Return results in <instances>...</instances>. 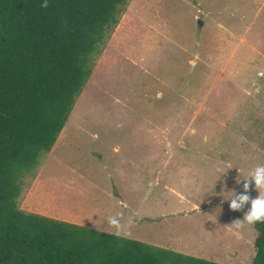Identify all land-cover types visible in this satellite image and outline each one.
I'll list each match as a JSON object with an SVG mask.
<instances>
[{"label": "rangeland", "instance_id": "374dc122", "mask_svg": "<svg viewBox=\"0 0 264 264\" xmlns=\"http://www.w3.org/2000/svg\"><path fill=\"white\" fill-rule=\"evenodd\" d=\"M40 160L24 210L252 264L257 232L234 227L248 205L222 189L264 163V0H127Z\"/></svg>", "mask_w": 264, "mask_h": 264}, {"label": "trees", "instance_id": "16d2710c", "mask_svg": "<svg viewBox=\"0 0 264 264\" xmlns=\"http://www.w3.org/2000/svg\"><path fill=\"white\" fill-rule=\"evenodd\" d=\"M0 0V264H225L24 210L127 0ZM252 264H264V222Z\"/></svg>", "mask_w": 264, "mask_h": 264}, {"label": "clouds", "instance_id": "9594fccd", "mask_svg": "<svg viewBox=\"0 0 264 264\" xmlns=\"http://www.w3.org/2000/svg\"><path fill=\"white\" fill-rule=\"evenodd\" d=\"M41 6L47 7V0H43ZM226 170L220 171L217 179ZM241 181H243L244 189V192L242 193H237L235 189H222V195L225 200L229 201V207L232 210H240L244 208L245 205H248L247 210L243 214V217L234 221V227L237 229L244 227V225H253L258 222H264V163L256 164L255 166L249 168L243 175L240 174L239 170L237 183H240ZM250 185H254V187L258 190V195L255 198H251L247 194ZM211 190L205 191L204 193L210 192ZM107 223L110 225H115L116 218L109 217L107 219Z\"/></svg>", "mask_w": 264, "mask_h": 264}, {"label": "crops", "instance_id": "0c3cea01", "mask_svg": "<svg viewBox=\"0 0 264 264\" xmlns=\"http://www.w3.org/2000/svg\"><path fill=\"white\" fill-rule=\"evenodd\" d=\"M123 208H125L124 206H123ZM117 215H115V217H116ZM75 223H77V224H81V225H84V223L81 221V220H78V219H76L75 220ZM93 226V228H95V229H99V230H103V231H106V230H109V229H107L106 227H103V225L101 226V225H92ZM110 230H113V229H110ZM107 232H109V231H107ZM111 233V232H110ZM114 234H117V235H119L118 233H114ZM123 236V235H122Z\"/></svg>", "mask_w": 264, "mask_h": 264}]
</instances>
